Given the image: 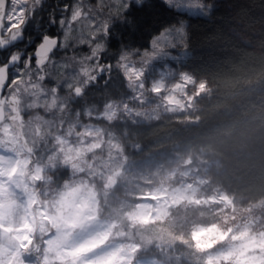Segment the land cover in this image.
Returning a JSON list of instances; mask_svg holds the SVG:
<instances>
[{"label":"rangeland","instance_id":"1","mask_svg":"<svg viewBox=\"0 0 264 264\" xmlns=\"http://www.w3.org/2000/svg\"><path fill=\"white\" fill-rule=\"evenodd\" d=\"M9 1L5 28L21 12L27 21L32 3ZM144 1L134 0L136 5ZM129 2L102 0V8L99 0L74 4L98 9L94 31L105 44V28L128 10ZM72 27L69 46L74 44L71 52L77 49L76 54L62 55V64L54 58L55 65L49 61L42 67L23 61L6 91L8 98L18 94L26 117L20 127L12 124V112L6 108V123L0 125V264H180L168 253L173 246L169 227L178 219L174 213L185 212H197L198 218L216 216L217 221L196 220L187 245L197 259L183 263L264 264V210H234L229 198L210 191L207 170L189 159L130 158L123 136L108 128L124 118L187 111L205 92L204 85L196 87L190 76L167 67L157 73L152 88L156 101L149 102L144 90L150 62L127 55L121 70L129 100L107 101L102 109L88 110L86 121L74 119L62 131L54 119L45 118L49 112L69 109L75 92L100 76L103 48L94 51V43H79L80 25ZM4 35L9 36L7 31ZM49 83L62 86V106L51 89L43 88ZM131 102L141 107L135 109ZM19 128L31 150L39 153L37 160L25 150ZM128 147L137 151L132 144ZM55 164L71 172L61 189L52 187L49 177ZM119 190L122 196H116ZM150 248H157L160 257L148 254Z\"/></svg>","mask_w":264,"mask_h":264},{"label":"trees","instance_id":"2","mask_svg":"<svg viewBox=\"0 0 264 264\" xmlns=\"http://www.w3.org/2000/svg\"><path fill=\"white\" fill-rule=\"evenodd\" d=\"M128 11L132 14L115 17L110 27L117 38L107 35L100 62L111 66L109 76L91 81L83 97H71L69 109L55 119L58 130L66 129L74 119L86 121L88 110L102 109L107 101L129 100L128 81L121 70L125 53L150 62L144 90L149 102L156 101L152 88L157 73L169 67L176 74L190 76L196 87L205 86L190 109L155 118H124L108 128L123 136L130 158L189 159L207 170L209 190L229 198L234 210H264V0H172L171 4L145 0ZM176 30L182 38L174 47L165 49L162 56L151 51L153 37ZM131 105L141 107L136 102ZM128 144L137 151H130ZM53 168L51 185L61 189L70 178V169L62 164ZM117 195L122 196L121 191ZM173 216L178 219L169 227L173 246L168 253L180 264L195 261L192 245H187L191 229L196 220L212 223L216 216L198 218L197 212ZM149 250L148 254L160 257L157 248Z\"/></svg>","mask_w":264,"mask_h":264},{"label":"snow or ice","instance_id":"3","mask_svg":"<svg viewBox=\"0 0 264 264\" xmlns=\"http://www.w3.org/2000/svg\"><path fill=\"white\" fill-rule=\"evenodd\" d=\"M37 4L42 8V0H36ZM169 3H172V0H169ZM99 7H103L102 0H99ZM127 8L129 10H136V4L134 0L128 3ZM62 18L59 20V25L61 28L65 29L63 38L49 35L47 33H39L35 38L29 37L27 44L33 49L31 53L16 51L14 54L8 55L7 59L0 63V72H3L6 76L11 72H15V66L17 63L23 59L28 65L34 63L40 65L41 67L52 61L55 65L57 61L53 59L55 56V51L57 49H67L69 47V40L72 38L70 33L73 31V24L80 25L81 35L78 38L79 43L84 44H95L94 51H98L104 47V44L97 41V35H101L94 31L96 28V19L98 9L92 5H85L83 3L76 4H65L60 9ZM63 13H69V16H64ZM132 12L126 10L125 15H131ZM23 13L21 12L20 17H17L14 21L13 19L8 20L7 27L3 25V22L0 21V50H8L16 47L17 42L25 41V32L24 28L27 24V21L23 19ZM32 16H37V11L34 8L32 11ZM57 20L53 14H50L48 19V24H56ZM15 24V27H13ZM39 26V23H36ZM127 26V25H125ZM7 31L9 39H3L4 32ZM87 33V38L84 36V33ZM103 35H110L112 39H116L115 33L111 28H105ZM182 38V33L180 30L175 32L165 31L160 32L157 36L153 37L150 40L151 51L157 55H163L165 49L174 47L176 41ZM145 55L147 54V49L144 50ZM75 57H73L74 59ZM122 59H127V53H125ZM63 66V65H62ZM14 78L18 79V75ZM9 82V81H6Z\"/></svg>","mask_w":264,"mask_h":264},{"label":"flooded vegetation","instance_id":"4","mask_svg":"<svg viewBox=\"0 0 264 264\" xmlns=\"http://www.w3.org/2000/svg\"><path fill=\"white\" fill-rule=\"evenodd\" d=\"M75 2H76V0H42V8H41L37 4L36 0H32L31 5L29 6V17L27 20V24L24 28L25 41L24 42H17L15 48L8 49L6 51L0 50V63H3L7 59L8 55L14 54L16 51L31 53L33 51V49L27 44V40L29 37L35 38L36 35L38 34V32L39 33H47L49 35L56 36V37H59L62 39V28L58 23L59 20L62 18V14H61L60 9L65 4H74ZM34 8L37 11L36 17L32 16V11ZM50 14H53L55 16V18L57 20L56 24H53V25L48 24V19H49ZM63 15L65 16L66 13H63ZM36 23H39V26H37ZM3 36L6 37L7 39H9V36H5L4 34H3ZM105 45H106V42L104 44L103 51L100 54V61L104 57ZM73 47H75L74 44L70 45L69 48L66 51H64L63 53H62V49L54 50L55 56L53 57V59L56 58L57 61H59L62 64V55L63 56L68 55V58H69L72 56V54H76L77 49L74 50V53L71 52V48H73ZM20 61H21V66H22V62L24 60L21 59ZM99 66H100V72H99L100 76L99 77H102L103 79L107 78L110 74L111 66L105 65L102 62H100ZM20 67H17V68H20ZM104 68L106 69V73H104ZM94 80H95V82L97 81V79H93V81ZM43 88H45L46 90L48 88L51 89L52 93L57 95V97L60 99V106H62V86L58 87V86H55L54 83H51V84L49 83L46 85V87L43 86ZM85 89H86V86L83 85L82 88H80V90H77L75 92V94H76L75 97L76 98L83 97V95L86 92ZM64 93H68V91H64ZM15 97L20 100V98L18 97V94L17 95L13 94L9 98L6 95L7 99L15 98ZM20 106H21V103L19 104V111H20ZM6 108H10V110L12 112V116H13L14 113H13L12 106L7 105L5 107V111H6ZM60 113L62 114V109H60L59 111H55L54 115H51V116L48 115V118L54 119L52 122H55L56 117H58V114H60ZM20 115L22 116L21 111H20ZM24 117H26V116L24 115ZM24 117L22 116L23 122H24ZM61 118H62V115H61ZM13 122L20 127L19 122H18V116L16 119H14ZM32 151H33V153L31 154V156H32V158H35L36 152L34 150H32Z\"/></svg>","mask_w":264,"mask_h":264},{"label":"water","instance_id":"5","mask_svg":"<svg viewBox=\"0 0 264 264\" xmlns=\"http://www.w3.org/2000/svg\"><path fill=\"white\" fill-rule=\"evenodd\" d=\"M9 4H10L9 0H0V21L3 22L4 26H5V19H6V15L8 12ZM3 39H7V38L3 36ZM20 66H21V61L17 63L15 68L20 67ZM11 80H12L11 71L7 76L3 72H0V125L6 123L7 116H6L5 107L7 105L12 106L13 113H14V115L9 118V121L13 124L14 119H16L18 116L19 125H22L23 123V119L19 111L20 100L18 98H10V99L6 98V91L11 84ZM6 81H9V82H6ZM18 130H19V135L21 137L22 131L20 128ZM21 140L23 141V146L25 150L32 154L33 151L31 150L29 145L26 143L25 138L21 137Z\"/></svg>","mask_w":264,"mask_h":264},{"label":"bare ground","instance_id":"6","mask_svg":"<svg viewBox=\"0 0 264 264\" xmlns=\"http://www.w3.org/2000/svg\"><path fill=\"white\" fill-rule=\"evenodd\" d=\"M22 1H25V0H22Z\"/></svg>","mask_w":264,"mask_h":264}]
</instances>
